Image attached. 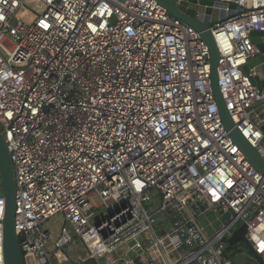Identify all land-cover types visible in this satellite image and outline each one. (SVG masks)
<instances>
[{"label":"built area","instance_id":"built-area-1","mask_svg":"<svg viewBox=\"0 0 264 264\" xmlns=\"http://www.w3.org/2000/svg\"><path fill=\"white\" fill-rule=\"evenodd\" d=\"M209 1L219 91L264 157V91L243 71L264 55V0ZM0 131L23 264H264V176L221 122L200 33L155 0H0ZM3 217L0 193V264ZM243 224L250 246L228 252Z\"/></svg>","mask_w":264,"mask_h":264},{"label":"water","instance_id":"water-1","mask_svg":"<svg viewBox=\"0 0 264 264\" xmlns=\"http://www.w3.org/2000/svg\"><path fill=\"white\" fill-rule=\"evenodd\" d=\"M171 16L181 20L195 31L200 33L201 39L206 43L210 55V84L212 95L216 103L219 117L224 128L229 132L233 142L240 149L244 157L251 166L262 176H264V157L254 148L240 133L234 125L222 99L217 85V65L219 53L215 39L209 27L225 17L222 3L209 0H155ZM230 9L235 8L230 5ZM264 32L254 31L251 33V41L256 45L260 53H264V42L261 37ZM254 68L256 75L250 77L253 85H257L260 91H264V55H259L249 61L244 67L245 74ZM258 103L257 105H259ZM264 131V125L261 127ZM0 193L4 199L3 217V255L4 264H23L19 249V241L15 231V195L16 186L14 180L13 164L11 162L8 147L4 139V134L0 131ZM246 225H241L227 240L229 246L243 241L250 246L245 238ZM225 248H228L226 245ZM132 254H129V257ZM233 264H258L256 261L250 262L248 255L237 254L233 258Z\"/></svg>","mask_w":264,"mask_h":264},{"label":"rangeland","instance_id":"rangeland-1","mask_svg":"<svg viewBox=\"0 0 264 264\" xmlns=\"http://www.w3.org/2000/svg\"><path fill=\"white\" fill-rule=\"evenodd\" d=\"M25 5H26L27 9L33 10L34 13L37 14L33 2H26ZM5 45L8 46V47H10V44H9L8 42H6ZM0 192H1V191H0ZM92 201H93L94 204H97V200H96L95 198H93ZM225 217L227 218V216H225ZM207 218L209 219V221H212V220L215 219V214H213V213H208V214H207ZM57 222L60 223V219H58ZM201 223L204 225V224L206 223V221H205L204 219H202V220H201ZM220 226H221V223H219V222H214V223H213V227H214L215 229L220 228ZM208 232H209L210 234H212V233H213L212 228H209V229H208ZM71 234H72V236H74L72 232H71ZM78 245H79V244H78L77 242H75V243L73 244V246L76 247V248H78ZM235 248H237V249H246V244H245L243 241H240V242L236 245ZM66 255H67V256L65 257V261H66V263H68V264H72V263L75 261V258H74V257H69V255H68L67 253H66ZM80 255H81L82 258L87 257V253H86L84 250H81V251H80ZM110 257H111V256H110ZM112 258H117V255H116V254H112ZM96 264H103V259L100 260L99 262H96Z\"/></svg>","mask_w":264,"mask_h":264},{"label":"trees","instance_id":"trees-1","mask_svg":"<svg viewBox=\"0 0 264 264\" xmlns=\"http://www.w3.org/2000/svg\"><path fill=\"white\" fill-rule=\"evenodd\" d=\"M235 247L233 246V247H231L229 250H228V252L230 251V250H232V249H234ZM81 264H96L93 260H87V261H85V262H83V263H81Z\"/></svg>","mask_w":264,"mask_h":264}]
</instances>
